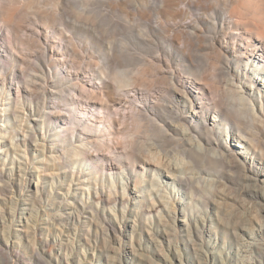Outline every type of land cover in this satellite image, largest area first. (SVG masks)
<instances>
[{"label": "rangeland", "instance_id": "374dc122", "mask_svg": "<svg viewBox=\"0 0 264 264\" xmlns=\"http://www.w3.org/2000/svg\"><path fill=\"white\" fill-rule=\"evenodd\" d=\"M165 1L17 0L14 27L0 21V109L10 107L0 147L30 134L26 147L16 144L27 158L19 174L9 175L0 153V264H236L250 233L259 244L254 264H264V228L255 231L264 226V102L260 109L227 73L242 71L241 54L256 47L264 57V45L227 22L214 27L210 14L226 18L227 0H175V21ZM121 73L132 83L116 89ZM233 86L257 121L213 126L224 113L216 102H234ZM118 109L129 124L139 121L129 145L117 140L125 130ZM87 121L98 128L85 129ZM230 131L241 133L246 159L230 146L222 157ZM107 133L121 160L98 144ZM35 139L41 152L32 150ZM73 147H86L88 164L72 160ZM121 147H131L129 159ZM180 159L190 179L177 196L157 166ZM78 178L90 193L94 183L110 190L111 201L86 198L72 222L61 218V202Z\"/></svg>", "mask_w": 264, "mask_h": 264}, {"label": "bare ground", "instance_id": "6f19581e", "mask_svg": "<svg viewBox=\"0 0 264 264\" xmlns=\"http://www.w3.org/2000/svg\"><path fill=\"white\" fill-rule=\"evenodd\" d=\"M27 2H29V0H27ZM165 2L168 5V11L165 14L168 17H170L172 21H175L176 18H179L180 12H181L178 10H177L178 12L175 11V7L177 6L176 1L174 0L169 3V1L167 0ZM16 3H18L17 0H0V21L3 23L4 28L8 31L12 27H14V25L16 24L15 18H16L17 9H18V7L16 6ZM7 4L8 6H5ZM187 4L189 6L191 5L190 3H187ZM194 5L196 6L197 4H194ZM224 5H225V9H224L223 15H226V18L219 19L218 21V19L213 16V13L210 14L209 19L213 22L214 27H217L218 25H224L227 22L228 25H231L230 29L233 30V32H235L236 34H239L241 30L246 29L245 31L249 32L250 35L252 36L256 35L259 39H261L262 44L264 45V0H229V1L227 0L224 3ZM2 8H5V9H2ZM2 28L3 27H0V33L2 31ZM249 46H253V44L251 43ZM259 51H260V48L256 47L254 50L249 51V53L247 54L245 53L241 54L242 58L247 59V62L244 64V67H243L244 69L240 71L239 67H237L235 68L234 72L227 69V73L228 74L232 73L233 74L232 76L236 77L235 79L239 83L240 91L242 92L247 91V96L254 95L256 97L257 103L259 104L260 109H262V103L264 102V98H263L264 97V57L262 53H258ZM237 62H240V60H238ZM231 69L234 70L233 68ZM101 76L104 78L103 75ZM103 78L100 79V81H103ZM115 79L114 81L116 84V89H121L125 86H129L132 83V80L125 73H121L117 75ZM240 79H242L244 82L240 81ZM232 80L234 79L232 78ZM234 83L235 82L233 81L232 84ZM103 89L105 91V87H103ZM231 94H232L231 97L232 99H234V102H230L226 104H223L219 101L216 102V104L219 107L221 106L223 108L224 113L220 115V117L223 116L222 118H218L217 116L212 117L211 119L212 125L217 126L218 122L220 121L225 122V123H233L236 121L238 126L240 124V121H250L251 123H254L257 118L255 114L254 106L251 107L247 98L243 95H240L236 91L234 86H233V89L231 90ZM109 101L110 99L106 100V102H109ZM9 111H10V107L5 108L4 106V108L0 109V118L5 119V116L8 114ZM80 114L81 116H83L82 113ZM115 114H116V121L118 122L121 121L125 129L122 132H118V134L122 136L118 137L117 140H123L126 145H129L130 142L127 141V139L132 138L136 134L138 130L139 121L135 120L134 125L132 123L129 124L127 122L128 114L123 113L122 110L120 109H118L115 112ZM190 119L192 121V117ZM13 123L14 124L16 123L15 120L13 121ZM18 124H21V123L19 122ZM24 124H27L28 126L27 129L32 128L30 127L31 125L28 122V119H26ZM81 125H83V123H81ZM94 127L95 126H92L90 121H87L84 124L85 129L90 128V129L96 130L98 128V127L97 128H94ZM4 128L5 126L0 123V133L3 132ZM111 130H112V127L108 128V133H110ZM232 132L233 131L226 133L225 139L220 144L221 147L223 146V150H224L223 152H225L222 154V157L223 158L230 157L226 155V153H229V151H232L230 147H236V149L234 150L236 152L238 151L237 155L232 152L230 154L237 156V157L240 156L246 159L248 156L246 152L248 150L246 147L243 146L244 145L242 142L243 140L240 137L241 133L237 131L239 134L237 136ZM108 133L106 134L107 136H104L98 142V144L103 148L106 147L107 150L109 149L107 152H108V155L113 157L112 160H116V158L121 160L120 157H116L115 150L112 147H110L113 142H112L111 136H109ZM58 134H62V133H58ZM58 137L63 139L61 136H58ZM28 139H30V134L26 131L22 139H19V141L17 139L16 142H11L10 143L11 145L9 147H6V146H3V147L1 146L2 148L0 147V153H3L2 161L9 164L7 169H8L10 176H15L19 174L20 166L22 164L20 159H23L24 162H27L26 152L24 150H21L20 147L16 144L21 143L24 147H26V145H28ZM1 141H2V138L0 139V143ZM33 146H34L32 149L33 151H35L36 153L41 152L39 148L37 147L39 146V142L37 141V139L34 140ZM85 148L86 147H82L83 150ZM121 148H122V152L124 156H126L125 158L129 159L131 156V153H130L131 147H121ZM83 150L82 152L80 151L78 152L76 150V147L72 148V160L74 162L78 161L81 163L84 162L88 164V162L91 160V157H88V155ZM22 152H23V155H22ZM116 153H117V149H116ZM49 157H50L49 159H51V156ZM59 158L60 157L56 159L54 157L53 161H55L56 163H59V161H57L59 160ZM43 160L44 158L40 160L39 162H43ZM178 165H181V168L180 167L178 168ZM187 165H189L188 161L184 162L182 159H180L179 164H174V165L159 164L157 166L159 169H164V171L168 173L169 177L173 179L172 184H173L174 192L175 194L177 193V196L179 195V190L177 189V187L181 189L182 183L186 184L189 182V179H190L189 177H186V175L181 171L182 167L185 168ZM162 166H164V168ZM40 168L42 167L40 166L35 167V169L37 170H39ZM73 175L74 174L72 172V176ZM122 175L125 178V175L124 174ZM38 176L39 175H37V177ZM77 180L80 181L78 182L80 183V186L72 188L71 190H67L64 193V196L67 197L66 199L64 198L66 201L61 202V204L64 203V212H62L61 218L63 217H67L68 219L71 218L72 222H75L77 220L76 218L77 215L73 216V214H76V212H79L78 208H80V206H78V203L82 202L84 204V202L87 201L86 198L88 200H90V198L97 200L98 198H100V196L104 197L107 194L108 198L106 200L111 201L110 190L106 194H104L102 191H97V183H94L93 185L94 192L90 193L89 183L87 181L80 180V178H78ZM120 182H121L122 192L124 193L127 188L126 187L127 183L122 178L120 179ZM110 184L111 185L109 188L115 191L116 187H115L114 182H110ZM36 186H37V183H36ZM100 188L103 189V186L101 185ZM107 201H103V202L106 203ZM97 202L99 203V201ZM182 209H184V205H182ZM81 213L83 214L82 211ZM257 222L259 223V221ZM263 228L264 226L263 224H261L259 229L255 230L256 233L262 232ZM258 245L259 244L256 240V236H253L250 233L249 238L245 241V243H242L238 246V249H237L238 258H237L236 264H254L255 256L253 254L254 253L253 247H258ZM141 263H142L141 261L136 262V264H141ZM166 264H184V262L180 257H174L173 261L171 262L168 261Z\"/></svg>", "mask_w": 264, "mask_h": 264}]
</instances>
